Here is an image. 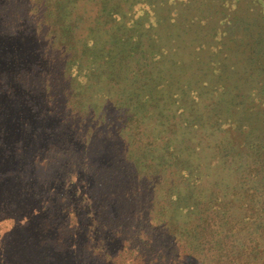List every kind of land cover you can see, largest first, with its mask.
Here are the masks:
<instances>
[{
  "label": "trees",
  "instance_id": "trees-1",
  "mask_svg": "<svg viewBox=\"0 0 264 264\" xmlns=\"http://www.w3.org/2000/svg\"><path fill=\"white\" fill-rule=\"evenodd\" d=\"M227 1L0 0V264H264V0Z\"/></svg>",
  "mask_w": 264,
  "mask_h": 264
},
{
  "label": "rangeland",
  "instance_id": "rangeland-1",
  "mask_svg": "<svg viewBox=\"0 0 264 264\" xmlns=\"http://www.w3.org/2000/svg\"><path fill=\"white\" fill-rule=\"evenodd\" d=\"M227 1V0H226ZM232 0H230V2H231ZM245 1V3H247V1L246 0H244ZM227 3H228V1H227ZM246 6V5H245ZM244 6V7H245ZM236 12H237V10H236ZM215 18L217 19L218 17H216L215 16ZM216 25H218V26H220V27H224V21L223 22H221L219 19H217V21H216ZM213 42V41H212ZM211 42V43H212ZM209 47V46H208Z\"/></svg>",
  "mask_w": 264,
  "mask_h": 264
}]
</instances>
